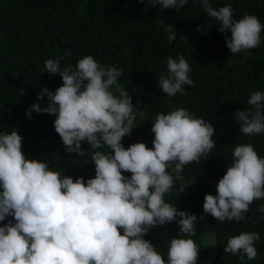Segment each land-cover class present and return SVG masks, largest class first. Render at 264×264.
<instances>
[{"label":"clouds","instance_id":"1","mask_svg":"<svg viewBox=\"0 0 264 264\" xmlns=\"http://www.w3.org/2000/svg\"><path fill=\"white\" fill-rule=\"evenodd\" d=\"M144 3V0H137ZM188 0H147L146 7L180 9ZM207 15L219 22L231 55L258 48L264 24L255 15L233 18L231 5L214 8L210 0H199ZM176 39L172 25L158 22ZM182 39L186 40L183 36ZM63 56L44 61L49 74H59L62 86L55 92L46 87L37 100L47 95L41 108L34 103L26 110L55 116L54 128L65 151L84 155L82 142L92 151L94 178L73 179L52 171L46 162L29 159L22 150L17 130L0 133V264H197L199 249L195 214L180 211L165 202L176 181H183L186 165L200 163L215 147L212 123L178 107L159 113L152 124V148L137 142L125 148L122 138L136 125L129 92L121 87L122 70L104 66L91 55L76 67L61 69ZM166 72L158 78L163 94L186 95L185 85L194 86L191 67L184 56H169ZM138 103H140L138 101ZM247 110H237L235 120L245 136L264 134V92L249 95ZM108 148L109 152L100 149ZM232 164L216 185V194L204 196L203 212L219 222L244 221L254 201L264 199V157L251 144H236ZM123 173H131L126 177ZM184 184L179 193L185 191ZM264 213V204L257 207ZM203 219V216L200 217ZM264 220V215L257 217ZM175 222L178 238L170 240L167 259L144 237L155 227ZM260 235L241 232L227 239L224 252L241 260L257 258L254 244Z\"/></svg>","mask_w":264,"mask_h":264},{"label":"trees","instance_id":"2","mask_svg":"<svg viewBox=\"0 0 264 264\" xmlns=\"http://www.w3.org/2000/svg\"><path fill=\"white\" fill-rule=\"evenodd\" d=\"M214 8L231 5L233 18L255 15L264 24V0H210ZM137 0H0V133L17 130L22 136V150L29 159L46 162L49 169L76 179L94 178L95 166L90 161L91 146L82 142L84 155L68 153L54 128L55 116L26 110L34 103L48 105L47 95L37 100L46 87L49 91L62 86L59 74H49L47 59L64 56L61 69L75 68L79 59L91 55L104 66L122 70L119 83L132 97L134 111L143 112L134 121L131 135L122 138L125 148L142 142L152 148V124L159 113L178 107L188 109L195 117L212 123L215 147L200 163L185 166L183 181H176L165 202L197 216L196 235L191 238L199 251L197 264H264V220L257 217V207L264 199L250 205L245 220L219 222L203 212L204 196L216 194V185L232 164L236 144H251L264 157V134L245 136L235 120L237 110H247L252 92H264V31L261 43L231 55L219 22L203 10L199 0H188L180 9L146 7ZM172 25L176 39L168 42V33L158 22ZM185 36L186 40L182 39ZM182 55L188 61L194 86L185 85L186 95L168 97L158 86L166 72L169 56ZM138 101L140 103H138ZM109 152L108 148L100 149ZM130 177L131 173H123ZM181 184L187 186L179 193ZM203 216V219L200 217ZM14 218L0 221V226ZM210 229L215 247L208 251L203 232ZM260 235L255 242L257 258L241 260L224 252L227 239L241 232ZM175 222L153 228L144 239L150 241L165 260L170 240L178 238Z\"/></svg>","mask_w":264,"mask_h":264},{"label":"rangeland","instance_id":"3","mask_svg":"<svg viewBox=\"0 0 264 264\" xmlns=\"http://www.w3.org/2000/svg\"><path fill=\"white\" fill-rule=\"evenodd\" d=\"M211 235H212V233H210V229H206L203 232V236H202L203 237V243L206 244L209 252H212L214 247H215V244L213 242Z\"/></svg>","mask_w":264,"mask_h":264}]
</instances>
